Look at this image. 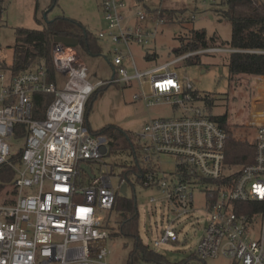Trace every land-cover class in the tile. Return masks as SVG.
Segmentation results:
<instances>
[{
  "label": "built area",
  "instance_id": "obj_1",
  "mask_svg": "<svg viewBox=\"0 0 264 264\" xmlns=\"http://www.w3.org/2000/svg\"><path fill=\"white\" fill-rule=\"evenodd\" d=\"M96 1L107 25V32L98 39L108 36L113 45L128 49L131 41L146 45L154 37L142 11L134 14L132 27L123 26L125 0ZM150 18L158 24L163 21L153 14ZM232 52L207 48L139 72L132 60L115 50L112 78L91 84L75 49L53 43L54 70L65 79L62 90L56 89V82H47L42 65L16 76L0 67V168L10 166L15 172L11 197L0 204V264H112L106 260L109 233L102 214L113 211L121 186L128 185L121 178L116 186L112 183V171L104 163L110 154L108 140L84 125V110L97 88L132 83L137 89L133 100L150 107L170 99L172 107L180 110L178 117L147 121L136 133L142 145L140 179L144 187L162 193L174 220L191 217L196 210L195 193L201 196L208 216L194 252L196 260L205 264L207 259L223 257L232 264H264V77H255L260 85L253 99L256 108L262 107L258 112L263 122H252V112L245 126L229 133L209 117L206 107L198 105L205 103L204 97L168 70L194 55ZM124 63L130 64L134 74L128 75ZM35 94L55 97L42 120L33 118ZM21 126L26 134L17 139L16 129ZM230 134L253 147L251 163L226 164ZM19 152L17 161L13 160ZM164 157L171 159L173 172L164 170ZM177 241L168 226L147 248L154 252Z\"/></svg>",
  "mask_w": 264,
  "mask_h": 264
},
{
  "label": "rangeland",
  "instance_id": "obj_2",
  "mask_svg": "<svg viewBox=\"0 0 264 264\" xmlns=\"http://www.w3.org/2000/svg\"><path fill=\"white\" fill-rule=\"evenodd\" d=\"M126 9L122 11L123 26L132 27V20L137 11L146 14L145 26L154 31V37L146 45L130 42L127 49L122 44L113 45L111 38L106 36L98 39V35L107 32L104 14L96 0H1L0 1V67H9L12 63L13 47L16 42V30L24 28L38 30L57 18H66L82 25L96 40L99 47L97 55L88 54L80 45L75 49L76 55L88 71V82L109 81L112 78L111 63L118 55L126 56L131 60L139 72H145L162 67L176 59L174 51L180 46L179 38L189 37L193 31H204L207 38L216 36L223 42L231 38L232 28L229 22L221 19L216 12L220 0H125ZM154 10H175L176 15L172 21H162L150 18ZM154 15V14H153ZM155 17V16H154ZM155 55L153 60H146L145 55ZM200 64L186 65L184 61L170 65L169 71L178 74L181 83L189 82L193 89L201 96L210 95L215 98L214 103L207 110L206 103L198 105L206 107L208 113L214 117L224 114L228 116V125L232 128L245 126L251 119L254 123H262L253 99L257 96V78L240 77L230 80L226 67L227 54L199 55ZM128 75L134 74L129 63H124ZM264 83V78H263ZM65 79L61 74L56 75V89L62 90ZM264 86V84L262 85ZM137 92L135 83L130 87L107 88L106 94L98 98L88 117V123L93 130L104 125L113 124L125 130L138 133L143 124L152 119L172 118L180 115V110L172 107V100H161L147 107L142 101L133 100ZM258 97V96H257ZM257 100V99H256ZM255 100V101H256ZM98 102V103H97ZM254 105V111H253ZM108 123V124H106ZM19 142L18 145H21ZM138 154V152H137ZM163 168L167 173L173 172L171 159L162 158ZM133 162V157L127 149L117 150L104 158V163L111 169L112 183L118 184L123 165ZM138 164L142 163L141 152ZM0 168V204L11 197L12 181L4 182L3 169ZM127 196L134 197L137 203L139 221L138 237L141 242L152 248V244L161 236L164 229L170 226L178 237L176 243L164 244L154 250L163 258L160 264H202L194 257L197 245L207 226V216L202 206L201 196L195 193V212L191 217H181L174 220V215L168 204L162 202V193L156 188H146L141 180L135 177L127 188ZM153 198L154 202L150 203ZM104 224L108 229L117 230L121 213L110 212L102 214ZM106 260L112 264H127L128 254L132 250V240L124 236L108 237L105 242ZM205 264H232L231 260L217 257L207 259Z\"/></svg>",
  "mask_w": 264,
  "mask_h": 264
},
{
  "label": "trees",
  "instance_id": "obj_3",
  "mask_svg": "<svg viewBox=\"0 0 264 264\" xmlns=\"http://www.w3.org/2000/svg\"><path fill=\"white\" fill-rule=\"evenodd\" d=\"M140 1V0H138ZM216 12L221 19L230 23L232 28L231 38L228 42L221 41L218 37L207 38L204 31H193L187 38H179L180 46L174 51L176 57L183 56L212 47H224L234 52L227 54L226 67L230 80L240 77L252 79L254 77H264V4L259 0H220ZM154 16L163 21H172L177 14L175 10H154ZM16 42L13 47L12 63L9 67H3L5 72L16 76L26 72L33 67L43 66L46 69L47 82H56V72L54 70L51 50L55 37L74 38L88 54L97 55L99 47L96 40L76 21L66 18H57L47 22L42 29L29 30L18 28L15 32ZM155 55L146 53V60H153ZM186 65L200 64V56L194 55L183 60ZM109 87L125 88L124 85H106L97 88L88 98L84 110V125L92 134L100 135L108 140L109 152L127 149L133 157V162L123 165L120 178L129 186L135 177L139 180L141 172L138 157L142 153V145L139 137L131 131L123 130L120 127L108 124L104 127L93 130L88 117L94 102L99 95ZM54 95L35 94L33 101V118L42 120L46 108L54 100ZM207 110L214 103V98L205 95L203 98ZM212 120L218 122L229 133L232 128L228 125V116L224 114L220 117L211 116ZM26 130L23 126L16 129L15 137H24ZM138 152V154H137ZM19 152L13 157L17 161ZM254 149L247 142H243L230 134L226 146V164L229 166H244L253 161ZM3 180L9 182L14 176L10 168L3 169ZM113 212L121 213V219L117 230L108 229L109 237L124 236L132 240V250L128 254L127 264H160L163 258L149 250L138 237V209L134 197L116 195Z\"/></svg>",
  "mask_w": 264,
  "mask_h": 264
},
{
  "label": "water",
  "instance_id": "obj_4",
  "mask_svg": "<svg viewBox=\"0 0 264 264\" xmlns=\"http://www.w3.org/2000/svg\"><path fill=\"white\" fill-rule=\"evenodd\" d=\"M54 44L55 43H61L63 44L64 46L68 47V48H76L79 44V41L77 39H74V38H68V37H55L54 38ZM81 168L88 172L89 173V168L87 166H81ZM126 185L123 184L119 190L120 194L122 196H126L127 195V192H126Z\"/></svg>",
  "mask_w": 264,
  "mask_h": 264
},
{
  "label": "crops",
  "instance_id": "obj_5",
  "mask_svg": "<svg viewBox=\"0 0 264 264\" xmlns=\"http://www.w3.org/2000/svg\"><path fill=\"white\" fill-rule=\"evenodd\" d=\"M113 71V70H112ZM112 76H113V74H112ZM106 92H107V89L103 92V93H101L100 95H99V97L98 98H100V97H103L104 96V94H106ZM98 100V99H97ZM98 103V102H97ZM146 123V122H145ZM106 124H108V123H106ZM111 124V123H110ZM144 125V124H143ZM105 126V125H104ZM117 126V125H116ZM119 127V126H118ZM92 128V127H91ZM121 129H123L122 127H120ZM123 130H125V129H123ZM128 131H130V130H128ZM132 132V131H131ZM134 133V132H133ZM136 134V133H135Z\"/></svg>",
  "mask_w": 264,
  "mask_h": 264
}]
</instances>
